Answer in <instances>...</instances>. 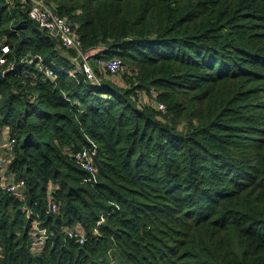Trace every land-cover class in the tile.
Wrapping results in <instances>:
<instances>
[{"label": "trees", "instance_id": "obj_1", "mask_svg": "<svg viewBox=\"0 0 264 264\" xmlns=\"http://www.w3.org/2000/svg\"><path fill=\"white\" fill-rule=\"evenodd\" d=\"M9 1L0 134L25 198L0 188V264H264V0H46L83 50L120 60L95 83Z\"/></svg>", "mask_w": 264, "mask_h": 264}, {"label": "built area", "instance_id": "obj_2", "mask_svg": "<svg viewBox=\"0 0 264 264\" xmlns=\"http://www.w3.org/2000/svg\"><path fill=\"white\" fill-rule=\"evenodd\" d=\"M27 2L28 10L27 17L31 20L40 30L45 31L50 37L54 38L61 46L64 54H68L72 66L68 69V74L74 76L78 72H83L86 78L92 83L97 82L94 66L92 67L91 60L93 59L95 67L107 71L109 74H117L120 71L121 62L118 58H104L93 57L96 50L85 51L82 48L81 40L73 29L70 22L60 15H58L46 0H22ZM12 4V1H9ZM71 52V53H70ZM9 47L5 44L4 39H0V66L7 64V54ZM70 53V54H69ZM20 63L25 65L36 64L37 67L44 70L45 75L49 78H55L56 74L50 65H54L53 61L46 63L43 58L38 55H29L20 60ZM7 67H13L12 63L7 64ZM155 106L158 110L164 112L165 106L157 102ZM13 146V139L7 138L0 142V149L11 153ZM77 162L86 170L93 171L94 166L90 156L77 152L75 154ZM8 161L3 156H0V188L10 193L16 199L23 201L25 198V185L22 180H15L12 175L6 174V165ZM48 211H55L57 209L56 202L52 201L48 196ZM30 216V211L27 212ZM66 234L70 237L76 236L78 242L83 241V235L74 233V230H66ZM48 230L40 225L38 220H34L31 225L30 233V248L35 251L41 248L48 239Z\"/></svg>", "mask_w": 264, "mask_h": 264}, {"label": "crops", "instance_id": "obj_3", "mask_svg": "<svg viewBox=\"0 0 264 264\" xmlns=\"http://www.w3.org/2000/svg\"><path fill=\"white\" fill-rule=\"evenodd\" d=\"M91 63L94 65V63L91 61ZM95 66V65H94ZM8 137L7 131L6 132H2V134H0V142H3L4 140H6ZM2 153L1 155L6 159L9 160L12 158V155L9 154V152H6L4 150H1Z\"/></svg>", "mask_w": 264, "mask_h": 264}, {"label": "rangeland", "instance_id": "obj_4", "mask_svg": "<svg viewBox=\"0 0 264 264\" xmlns=\"http://www.w3.org/2000/svg\"><path fill=\"white\" fill-rule=\"evenodd\" d=\"M92 62H93V59L91 60ZM94 63V62H93ZM94 65L92 64V67H93ZM94 68H95V66H94ZM93 68V69H94ZM95 73L97 74V71H95ZM114 264H122V262L119 260V259H116L115 260V263Z\"/></svg>", "mask_w": 264, "mask_h": 264}]
</instances>
